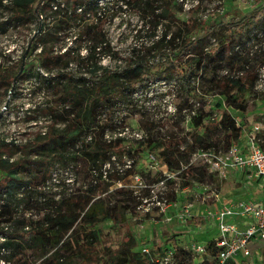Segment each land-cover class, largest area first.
Wrapping results in <instances>:
<instances>
[{"label":"trees","instance_id":"16d2710c","mask_svg":"<svg viewBox=\"0 0 264 264\" xmlns=\"http://www.w3.org/2000/svg\"><path fill=\"white\" fill-rule=\"evenodd\" d=\"M108 1L0 0V34L9 27H25L35 21L37 38L55 44L60 38L68 37H59V32L80 24L76 37L91 43L87 58L83 60L87 75L68 68L70 62L82 58L71 44L61 45L56 51L52 45L43 46L34 63L24 62L22 56L12 60L9 53L3 56L0 94L15 90L16 82L27 78L35 64L34 76L48 84L52 104L47 109L51 118L45 130L24 143L0 140V264H31L36 258L41 259L39 264H63L73 259L80 264H156L150 249L135 250L138 241L132 234L116 246L101 244L102 230L96 225L108 220L116 222L119 214L135 208L129 205L126 197L114 200L107 191L109 182L121 180L123 172L110 171L104 168L105 163L110 162L112 156L120 159L125 153L133 162L151 153L155 160L160 159L167 166L182 158L188 163L196 149L225 151L232 142L239 140L241 127L253 121L246 114L244 97L251 92L252 96L257 94L254 83L258 77L257 67L264 63V56L252 58L253 53L246 51L244 45L251 40L249 29L264 20V0H254L255 5L249 11L229 21L179 19L185 33L191 35L183 37L176 53L156 58L155 54L150 56L149 48L143 49L114 68L92 59L93 55L101 53L100 49L107 54L111 52L99 30L107 18L101 10ZM127 1L139 4L145 12V21L150 24L156 25L162 19L177 21L173 18L176 9L169 3ZM216 24L222 28L221 42L205 49L202 39L206 33L213 32ZM155 47L158 51L157 43ZM227 64L228 68L220 71L221 66ZM170 78L178 80L187 95L201 102H206L204 94L197 95L195 86L190 87L192 80H197L221 99L207 103L209 111L190 117V129L186 133L163 141L138 140L132 148L121 136L104 137L117 105L128 104L132 93L150 81ZM236 117L239 124H236ZM259 117L260 114L256 119ZM160 143L164 150L155 153ZM7 145L16 148L18 155L15 152L5 154L2 148ZM67 161L84 171L88 186L68 195L49 196L39 188L40 184L54 163L62 165ZM187 163L182 168L187 174L199 180L214 177L206 168H195ZM20 189H25L27 195L23 213L17 214L10 209L7 199ZM31 190L37 194L34 199L29 195ZM123 190L126 189L120 185L114 192L122 195ZM32 209H36L37 214L26 216L25 212ZM16 222L19 225L13 228ZM169 237L175 240V234ZM213 242L212 238L206 241L207 254L212 257L216 254ZM173 248L170 251L178 260L177 264H188L191 252L175 242Z\"/></svg>","mask_w":264,"mask_h":264},{"label":"rangeland","instance_id":"374dc122","mask_svg":"<svg viewBox=\"0 0 264 264\" xmlns=\"http://www.w3.org/2000/svg\"><path fill=\"white\" fill-rule=\"evenodd\" d=\"M158 1L161 4L169 3L176 9V15L173 18L177 21L166 22L162 19L158 24L153 25L145 21V12L139 4L127 0H109L104 10H101L107 18L101 23L99 30L109 43L111 52L107 54L105 50L100 49L101 53H96L91 58L97 59L101 65L110 68L122 65L127 58L148 48L151 50L150 56L155 54L156 58H165L170 53H176L179 50L183 37L191 35V33H185L179 19L193 17L197 21H210L211 19L229 21L230 18L235 19L240 13L249 11L255 5L254 0ZM178 5H181L180 9L177 8ZM79 26L80 24H75L59 32L57 34L59 37L63 35H68V37L60 38L55 44H49L44 39L37 38L35 21L25 27H9L5 33L0 34V64L4 60L3 56L8 53L12 60L22 56L24 62L34 63L33 60L43 46L52 45L53 50L56 51L61 45L71 44L74 51L82 58L79 61L75 59V62H70L68 68L73 67L77 73L83 72L87 75L86 61L83 60L87 58L91 43L85 38L76 37ZM221 30V25L216 24L213 32L206 33L202 39L205 49L220 44ZM248 32L251 40L244 45V48L249 53H253L252 58L264 56V20L251 27ZM156 43L159 47L158 51H155ZM33 66L27 78L16 82L15 90L12 89L5 95L0 94V140L4 142L24 143L36 133L45 130L50 121L51 114L47 110L52 104L50 88L47 83L38 79L36 75L34 76V70L36 71L37 67L35 64ZM228 66V64L222 65L220 71L227 69ZM39 72L42 73L43 69L40 68ZM193 85L197 95L200 92L204 94L206 102L187 95L182 84L173 78L155 79L138 88L132 93V99L128 104L116 106L113 117L110 119L111 126L106 129L104 137L111 139L121 136L125 139V144L134 148L138 140L163 141L170 136L186 133L190 129V117L201 111H209L207 103L213 104L221 99L218 94L207 91L197 80L190 82V87ZM251 93L247 94L244 100L246 101V114L254 120L260 111L264 110V98H261L264 92L257 91L256 96H252ZM222 104H225L224 100ZM2 149L5 154L15 152L14 154L18 155L13 146H3ZM161 150H164L162 143L156 147L155 153ZM195 153L191 154L188 163L182 158L179 162H173L168 166L162 164L160 159L150 161L149 156L144 155L139 156L138 161L134 162L126 153L120 159L112 156L111 161L106 162L104 168H109L110 171H122L123 178L109 182L107 191H110L114 200L122 196L126 197L129 205H135V208L130 212L119 214L116 222L108 220L96 225L102 230L101 244L116 246L120 240L132 234L138 241L135 250L143 251V246H146L152 251L156 264H177L178 260L175 256H167L174 242L186 250L189 240L202 243L209 240L214 229L203 230L206 225L203 215L209 207L213 206V202L216 203L212 192L227 193L228 191L229 194H235V197H245L252 195L254 185L246 179L238 182L229 174L226 178L214 174L212 179L206 180H199L187 174L182 171L186 163L195 168L207 167L206 162ZM166 178L169 180L167 181ZM199 182L208 186V190L204 193L205 198L196 193ZM120 185L126 189L122 191V195L114 192V189ZM87 186L84 171L78 166L75 167L73 162L67 161L62 165L54 163L39 188L49 196L58 194L63 196L72 193L77 188L84 190ZM242 187L243 193H238ZM24 191L25 189H20L19 193L7 199L10 209L17 214L23 213L25 209L27 193L25 191L23 196ZM33 192L34 190H31L29 193L32 199L37 197V194ZM156 199H164L166 203L174 200L179 204L191 203L190 210L193 216L183 223L178 222L175 216L176 206L168 205L162 212L156 204ZM30 213L35 215L37 211L32 209L25 212L26 216ZM167 216H170V219L166 220ZM18 225L19 223L16 222L13 228ZM172 234H175L174 241L169 237ZM249 247L252 251L260 250L264 254V239L252 241ZM189 258L188 264H196L197 257L190 253ZM209 258L206 255L204 259L207 261L206 259ZM40 261L41 259L36 258L31 264H39ZM63 264H80V261L73 259ZM261 264L264 263L261 262Z\"/></svg>","mask_w":264,"mask_h":264},{"label":"built area","instance_id":"2783aa9c","mask_svg":"<svg viewBox=\"0 0 264 264\" xmlns=\"http://www.w3.org/2000/svg\"><path fill=\"white\" fill-rule=\"evenodd\" d=\"M257 72L254 89L261 93L264 92V63L258 65ZM259 114L258 119L241 127L239 140L232 142L225 151H194L206 162L208 172L224 178L229 174L238 182L246 179L254 185L251 196L235 197V194H229L227 197H221L219 191L212 192L216 203L213 202V206L206 210L203 218L206 224L217 230L216 236L212 238L216 254L214 257L207 254L206 242L189 240L186 249L197 257L196 264L205 262L206 255L210 257L206 259L207 264L264 263L262 251H252L249 247L252 241L264 239V110ZM235 120L236 124H239V118L236 117ZM148 156L149 160L155 161L154 155L150 153ZM207 188V184L197 183V195L205 198ZM238 193H243V187ZM156 204L162 212L168 205L176 206V220L181 223L193 216L191 203L179 204L175 200L166 203L164 199H156ZM168 219L170 216L166 217V220ZM142 250L148 251L149 248L143 246ZM167 256L172 257V251H168Z\"/></svg>","mask_w":264,"mask_h":264},{"label":"crops","instance_id":"0c3cea01","mask_svg":"<svg viewBox=\"0 0 264 264\" xmlns=\"http://www.w3.org/2000/svg\"><path fill=\"white\" fill-rule=\"evenodd\" d=\"M219 194H220L221 197H227V196H229V192H228V191H227V193L219 192ZM198 228H200V227H198ZM210 229H211V230L214 229V230H213V231H214L213 234H211V236H212L211 238H213L214 236H216L215 234H217V230H216L215 227H212V226L206 224V225H205V228H204L203 230H210ZM213 235H214V236H213ZM211 238H210V239H211ZM206 241H207V240H206ZM206 241H205V242H206Z\"/></svg>","mask_w":264,"mask_h":264},{"label":"water","instance_id":"95a60500","mask_svg":"<svg viewBox=\"0 0 264 264\" xmlns=\"http://www.w3.org/2000/svg\"><path fill=\"white\" fill-rule=\"evenodd\" d=\"M22 67H23V66L21 65V67H20V71L22 70ZM20 71H19V72H20Z\"/></svg>","mask_w":264,"mask_h":264}]
</instances>
